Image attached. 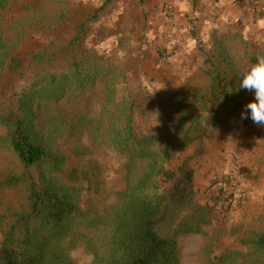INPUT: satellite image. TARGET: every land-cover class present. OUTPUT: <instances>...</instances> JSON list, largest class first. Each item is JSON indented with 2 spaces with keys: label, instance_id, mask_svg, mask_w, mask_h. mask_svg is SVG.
I'll list each match as a JSON object with an SVG mask.
<instances>
[{
  "label": "trees",
  "instance_id": "16d2710c",
  "mask_svg": "<svg viewBox=\"0 0 264 264\" xmlns=\"http://www.w3.org/2000/svg\"><path fill=\"white\" fill-rule=\"evenodd\" d=\"M54 1L63 21L71 0ZM16 4L22 1L0 13V75L24 74L27 85L8 102L0 98L6 130L0 142L23 166L5 185L26 183L27 206L5 228L0 224V264H78L71 252L83 240L91 264H181L180 237L206 236L219 208L241 205L228 177L218 182L211 202L198 201L193 162L205 154L206 140L235 131L246 119L248 90L239 88V74L259 53L239 47L237 33L214 32L209 45L200 43L202 60L189 86L162 102L159 131L144 134L134 127L135 98L120 89L126 81L120 51L129 40L123 36L113 50L86 40L115 0H103L68 37L47 28L44 46L29 63L13 51ZM59 137L69 141L67 152L53 147ZM193 144L176 169L168 167ZM99 147L120 159L115 172L124 187L113 193L115 202L105 198L104 166L94 158ZM77 160L83 163L70 166ZM251 248L250 254L228 250L208 264H256L246 258L264 257V235Z\"/></svg>",
  "mask_w": 264,
  "mask_h": 264
},
{
  "label": "rangeland",
  "instance_id": "374dc122",
  "mask_svg": "<svg viewBox=\"0 0 264 264\" xmlns=\"http://www.w3.org/2000/svg\"><path fill=\"white\" fill-rule=\"evenodd\" d=\"M14 1H0V13L6 14ZM21 1L22 4L14 5L17 26L11 35L18 43L13 50L15 55L27 63L44 46L47 28L68 37L103 0H71L63 21L59 20V5L54 0ZM236 2L239 22L232 28H210L201 24L197 15L200 0H189V3L185 0H115L111 11L92 23L86 39L89 45L113 50L123 36L129 40L123 41L120 51L126 72V81L121 83L120 89L122 95L135 98L134 127L137 132L149 134L159 131L162 102L179 88L189 86L188 78L197 72V64L202 60L200 43L204 47L209 45L214 32L237 33L242 40V43L238 41L239 47L246 46L252 52L263 54L264 27L261 22H264V0H261V9H258L255 0ZM185 12L187 20L183 19ZM245 19L246 22L241 24ZM172 27L185 34L181 46L184 54L178 49L181 44L175 45L171 41L174 36ZM244 41H248L246 45ZM23 75H0L1 100L8 102L25 88L27 82L22 79ZM247 97L248 103L253 101L254 93L248 91ZM5 132L0 126V135ZM83 140L86 144L91 143L88 135ZM206 141L205 154L193 162L197 200L203 204L211 202L218 182L228 177L232 185L230 176L233 175L237 186L232 189L238 199L242 196L241 205L235 204L230 210L219 208L215 223L206 228V236L193 234L180 237L181 264H208L228 250L250 254L252 242L264 235V126L254 123L250 111H247L246 119L235 131H225ZM52 142L53 147L60 148L62 152L70 148L69 141L63 137ZM194 148L195 144L181 152L168 167L176 169L186 155L194 152ZM95 150L94 158L104 166L105 198L115 202L113 193L124 187L122 177L115 172L120 159L108 149L99 147ZM82 163L77 160L70 166ZM22 171L23 166L8 144L0 142V224L4 228L14 213L27 206L26 183L18 187L5 185L9 175H18ZM34 172L38 176L36 168ZM71 256L78 264L93 262V255L84 240L71 252ZM263 259L262 252L246 258L256 264H264Z\"/></svg>",
  "mask_w": 264,
  "mask_h": 264
},
{
  "label": "crops",
  "instance_id": "0c3cea01",
  "mask_svg": "<svg viewBox=\"0 0 264 264\" xmlns=\"http://www.w3.org/2000/svg\"><path fill=\"white\" fill-rule=\"evenodd\" d=\"M185 1L186 3H189V0H185ZM237 11H238V4L236 0H200V9L197 15L199 18V22L201 24H204V26L206 27L232 28L234 26H238L239 19H238ZM186 13L187 12L183 14L184 20L188 19L186 18ZM249 18H251V16H249ZM245 22L246 19L244 22H241V24H244ZM261 26L264 27V22L263 23L261 22ZM171 31H172V35H174L173 37H171L172 35L170 36L171 41L174 42L175 45L181 44L178 48L181 51L182 50L181 46H183L182 41L184 39L185 34L183 33L180 34L179 29H177V27L176 28L172 27ZM187 41L191 42V40L189 39ZM181 54H184L183 50ZM256 192H258V190Z\"/></svg>",
  "mask_w": 264,
  "mask_h": 264
},
{
  "label": "clouds",
  "instance_id": "9594fccd",
  "mask_svg": "<svg viewBox=\"0 0 264 264\" xmlns=\"http://www.w3.org/2000/svg\"><path fill=\"white\" fill-rule=\"evenodd\" d=\"M239 77V88L254 93V100L246 104V110L250 111L254 123L264 126V55H258L256 63H250ZM242 118H246L244 113Z\"/></svg>",
  "mask_w": 264,
  "mask_h": 264
},
{
  "label": "built area",
  "instance_id": "2783aa9c",
  "mask_svg": "<svg viewBox=\"0 0 264 264\" xmlns=\"http://www.w3.org/2000/svg\"><path fill=\"white\" fill-rule=\"evenodd\" d=\"M255 3H256V5H257V7H258V9H261V8H263V7H261L262 5H261V0H255ZM230 179H231V187L232 188H236V186H237V182H236V180H235V178L233 177V175H231L230 176Z\"/></svg>",
  "mask_w": 264,
  "mask_h": 264
}]
</instances>
